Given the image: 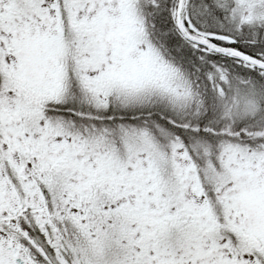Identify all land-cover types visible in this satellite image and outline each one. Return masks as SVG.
<instances>
[{
    "label": "snow or ice",
    "instance_id": "1",
    "mask_svg": "<svg viewBox=\"0 0 264 264\" xmlns=\"http://www.w3.org/2000/svg\"><path fill=\"white\" fill-rule=\"evenodd\" d=\"M0 264H264V0H0Z\"/></svg>",
    "mask_w": 264,
    "mask_h": 264
}]
</instances>
